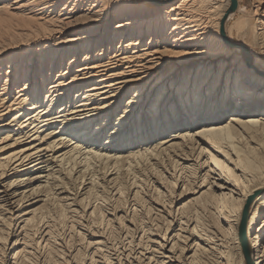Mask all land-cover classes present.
Segmentation results:
<instances>
[{"label": "bare ground", "instance_id": "6f19581e", "mask_svg": "<svg viewBox=\"0 0 264 264\" xmlns=\"http://www.w3.org/2000/svg\"><path fill=\"white\" fill-rule=\"evenodd\" d=\"M260 135L264 0H0V264H264Z\"/></svg>", "mask_w": 264, "mask_h": 264}, {"label": "rangeland", "instance_id": "374dc122", "mask_svg": "<svg viewBox=\"0 0 264 264\" xmlns=\"http://www.w3.org/2000/svg\"><path fill=\"white\" fill-rule=\"evenodd\" d=\"M242 134H243V136H242ZM241 136H242V140L243 139H245V140H248V134H244V133H241L240 134ZM239 135V136H240ZM246 135V136H245ZM240 136V137H241ZM240 137H238V139H240ZM245 137H247V138H245ZM261 137V138H260ZM260 139L258 138V140H260L259 142H261V144L264 146V138H263V136L262 135H260ZM240 139V140H241ZM245 140H243L244 141V143H246L247 141H245ZM249 141V140H248ZM250 143V142H249ZM251 144V143H250ZM169 162V163H168ZM171 162L172 161H167L166 159L165 160H163V163L162 162H160L158 165H154L152 168L154 169V171L156 170V169H158V172L159 173H162L163 175L165 174L166 175V173L169 171L170 172V169H171V167L173 166V163L171 164ZM164 164V165H162V164ZM168 163V164H167ZM167 164V165H166ZM170 164V165H169ZM160 165H162L163 167H164V169H163V167L162 166H160ZM169 165V166H168ZM167 166V167H166ZM144 167V166H143ZM140 168L139 169V173L137 174L138 176L137 177H140L141 179H145V181H147L148 179H150L153 175H151V173H152V171L151 170H148V169H151V167H145V168ZM155 167V168H154ZM166 167V168H165ZM169 167H170V169H169ZM147 168V172H146V170L144 171L143 169H146ZM166 169V170H165ZM142 170V171H141ZM165 170V171H164ZM141 171V172H140ZM144 171V172H143ZM143 172V173H142ZM145 172H146V174H145ZM150 172V173H149ZM155 172H157V170L155 171ZM168 172V173H169ZM142 173V174H141ZM153 174H154V172H153ZM140 175V176H139ZM144 175V176H143ZM149 176H150V178H149ZM167 176V175H166ZM124 178V180H127V177H123ZM147 179V180H146ZM147 185V184H146ZM146 188V187H145ZM144 200H146V198L144 199Z\"/></svg>", "mask_w": 264, "mask_h": 264}]
</instances>
